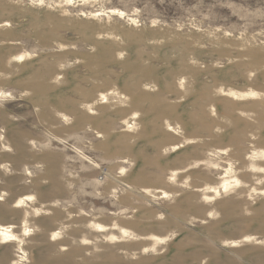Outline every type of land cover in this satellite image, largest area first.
I'll return each mask as SVG.
<instances>
[{
	"label": "rangeland",
	"instance_id": "obj_1",
	"mask_svg": "<svg viewBox=\"0 0 264 264\" xmlns=\"http://www.w3.org/2000/svg\"><path fill=\"white\" fill-rule=\"evenodd\" d=\"M0 264H264V0H0Z\"/></svg>",
	"mask_w": 264,
	"mask_h": 264
}]
</instances>
